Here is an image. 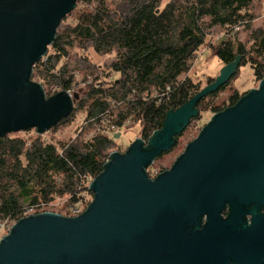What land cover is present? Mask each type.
<instances>
[{
  "label": "water",
  "instance_id": "95a60500",
  "mask_svg": "<svg viewBox=\"0 0 264 264\" xmlns=\"http://www.w3.org/2000/svg\"><path fill=\"white\" fill-rule=\"evenodd\" d=\"M75 6L76 0H0V138L26 130L42 135L79 100L63 91L46 99L30 80ZM240 60L236 55L212 83L169 111L146 142L137 138L123 154L111 153L89 184L92 201L82 214L17 221L0 240V264H264V77L214 114L167 171L154 179L146 173Z\"/></svg>",
  "mask_w": 264,
  "mask_h": 264
},
{
  "label": "trees",
  "instance_id": "16d2710c",
  "mask_svg": "<svg viewBox=\"0 0 264 264\" xmlns=\"http://www.w3.org/2000/svg\"><path fill=\"white\" fill-rule=\"evenodd\" d=\"M252 2L170 0L160 9L161 0H120L111 4L108 0H76V5L82 7L75 11L73 24L58 32L61 20L48 46L46 61L33 65L30 80L36 79L34 83L47 96L54 86L58 91H73L79 66L85 72L90 66H85V59L72 62L70 49L84 51L90 47L98 56L115 54L108 72L84 74V78H90L85 100L74 103L70 115L59 121L69 123L75 113L84 110L83 123L92 128L93 135L87 140L59 144L60 148L45 140L53 127L42 135L34 130L35 138L28 141L8 135L0 138V222L18 221L25 208L48 205L59 198H66L70 206H79L82 195L88 192V183L102 172L104 152L113 144L110 127L138 123L139 138L144 141L160 130L169 111L182 107L201 90L199 83L180 77L190 70L206 31L219 27L231 33L242 25L248 28L244 20L250 18L246 12ZM210 49L223 65L239 55V68L248 65L254 82L264 77V63L251 56L254 53L260 58L264 54V31H257L248 50L229 40ZM237 74L238 70L226 85L198 103V117ZM113 75L118 77L105 80ZM212 82L209 79L207 85ZM150 89L162 96L143 99ZM241 97L238 92L232 93L229 107ZM179 137L169 151L176 147Z\"/></svg>",
  "mask_w": 264,
  "mask_h": 264
},
{
  "label": "rangeland",
  "instance_id": "374dc122",
  "mask_svg": "<svg viewBox=\"0 0 264 264\" xmlns=\"http://www.w3.org/2000/svg\"><path fill=\"white\" fill-rule=\"evenodd\" d=\"M109 3L118 2L120 0H108ZM170 0H161L160 9H162ZM82 5L77 3L75 9L71 11L67 16H65L60 25L58 32H61L63 27L66 25H72L75 20V11L79 10ZM249 16V20H244V23H248L249 27L242 25L237 27L235 34L231 35V38L225 39L224 37L228 34L227 29L214 27L206 31V36L204 44L195 52L191 60V67L187 75L180 77V80L188 77L193 83H199V88L202 89L207 85L209 79H215L221 72L223 64L215 56L214 52L210 47L216 48L221 41L229 40L235 46L241 44L244 46L245 50H248L252 45V39L256 35L258 30L264 31V0H253L250 7L246 12ZM69 56L74 60L85 59V66H90L89 70L85 72L82 70V67L79 66L78 75L73 79V92L79 95V100H85L88 84L90 78H84V74H91L93 76L97 75L98 72L103 74L108 72V67L110 63L114 60L115 54L98 56L93 50L88 47L84 51H81L78 48H72L69 51ZM252 58L260 60L264 63V54L260 58H256V54L251 55ZM63 61L60 62V64ZM105 76V75H104ZM117 75L110 76L105 78L109 81L113 78H117ZM253 71L248 65L241 66L238 69V74L235 77L234 81L231 82L225 91L220 92L217 98L213 101L206 100L205 102L209 103V109L205 112L200 113V117L194 119L191 124L185 129L182 135L179 137L177 145L174 149L169 152L163 153L161 156L156 158L151 166L148 167V175L150 178H153L155 175L167 171L175 162V160L184 152L186 146L197 138L202 128L210 121L212 116L218 112L212 111L213 108L226 109L229 107L228 98L234 93L238 92L240 96L246 94L251 89H256L259 81H253ZM33 82H36V79H32ZM84 110L75 113V117L70 118L69 123H59L54 126L48 133H46L45 140L56 144L60 148L59 144H68L73 142L76 139L87 140L93 135L92 128H88L84 125ZM140 134V126L138 123L126 122L122 127H119L111 135L112 139L115 135H118L117 139H113V144L104 152L106 159L111 153L117 152L123 154L126 149L137 139ZM11 138H19L25 141L35 138L34 130L20 131L17 133L8 134ZM92 181V180H91ZM90 181V182H91ZM88 183V185L90 184ZM88 185L86 189H88ZM92 201V194L87 192L82 195L80 199L79 206L81 209H86L89 203ZM70 204L67 202L66 198H59L49 203L48 205H41L35 208H32V211L28 213H38L42 210L49 211L52 213H57L61 216L69 218L68 207ZM30 208H25L23 213ZM16 222L14 220H8V223ZM2 233L0 232V239L2 238Z\"/></svg>",
  "mask_w": 264,
  "mask_h": 264
},
{
  "label": "built area",
  "instance_id": "2783aa9c",
  "mask_svg": "<svg viewBox=\"0 0 264 264\" xmlns=\"http://www.w3.org/2000/svg\"><path fill=\"white\" fill-rule=\"evenodd\" d=\"M235 30H236V29H234L231 33H230V32H226L228 35L225 36L224 38H225V39H227V38H231V37H232L231 35L234 34ZM46 56H47V52H46L45 55H43V56L41 57L40 61L42 60V62H45V61H46ZM42 89H43V88H42ZM166 90H168V88H166ZM58 92H61V91H58L57 87H55V86H54L53 88L50 89V93H49L48 96L46 95V93H45L44 90H43L44 97H45L46 99H47V98H50V97H52V96H54V95L57 94ZM63 92L67 93L69 96H71V95L74 93L72 90L63 91ZM131 94L133 95V94H134V91H131ZM158 96H162V95H158L157 92H156V90H154V89H150V90H148L147 92H144V94L142 95V98H143V99H148V98H152V97L155 98V97H158ZM115 130H116L115 127H113V126L110 127V129H109L110 134H113V133L115 132ZM146 141H147V140H146ZM146 141H144V142H146ZM107 162H109V156L104 160L103 165H104L105 163H107ZM147 169H148V168H147ZM147 169H146V173H147V175H148V171H147ZM148 176H149V175H148ZM156 176H157V175H155V176H154L153 178H151V179H154ZM149 178H150V177H149ZM90 183H91V182H90ZM88 187H89V185H88ZM31 209H32V208H30V210H26L25 213L22 214V217H21L20 219H22V218H26V217H28V216H30V215H36V214H41V213L49 212V211L42 210V211H40V212H38V213H28L29 211H32ZM84 210H85V209H81L80 206H74V207H73V206H69V207H68L69 218L79 216L80 214H82V213L84 212ZM50 213H52V212H50ZM20 219H19V220H20ZM19 220H18V221H19ZM16 222H17V221H16ZM16 222L8 223V220L1 221V222H0V232H1L2 235H3L2 238H3L4 236H6V235L9 234V232L11 231L12 227L15 225ZM2 238H1V239H2ZM1 239H0V240H1Z\"/></svg>",
  "mask_w": 264,
  "mask_h": 264
},
{
  "label": "flooded vegetation",
  "instance_id": "af4514ba",
  "mask_svg": "<svg viewBox=\"0 0 264 264\" xmlns=\"http://www.w3.org/2000/svg\"><path fill=\"white\" fill-rule=\"evenodd\" d=\"M261 212H264V209H262Z\"/></svg>",
  "mask_w": 264,
  "mask_h": 264
}]
</instances>
